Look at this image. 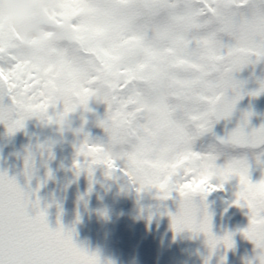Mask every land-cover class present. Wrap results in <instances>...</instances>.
Here are the masks:
<instances>
[{
	"label": "snow or ice",
	"instance_id": "obj_1",
	"mask_svg": "<svg viewBox=\"0 0 264 264\" xmlns=\"http://www.w3.org/2000/svg\"><path fill=\"white\" fill-rule=\"evenodd\" d=\"M43 9L68 22L69 40L90 70L69 59L63 43H28L0 23V124L7 133L31 117L62 133L71 113L91 111L99 73L112 90L95 121L104 135L93 139L76 129V173L91 180L100 167L123 190L155 189L158 200L175 194L178 209L166 213L172 229L204 233L210 249L230 248L232 240L211 233L204 197L238 177L233 203L249 216L242 234L264 247V177L253 183L248 175L249 158L264 164V124L246 130L252 113L244 112L224 136L209 135L241 98L233 73L264 59V0H43ZM261 91L264 80L247 94ZM57 103L61 110L49 114ZM52 143H38L36 154L50 159ZM23 171L32 174L30 150ZM211 177L220 183H209ZM57 223L51 229L38 202L0 172V264H99Z\"/></svg>",
	"mask_w": 264,
	"mask_h": 264
},
{
	"label": "water",
	"instance_id": "obj_2",
	"mask_svg": "<svg viewBox=\"0 0 264 264\" xmlns=\"http://www.w3.org/2000/svg\"><path fill=\"white\" fill-rule=\"evenodd\" d=\"M264 62L244 66L233 73L235 79L242 82L241 98L236 101L231 114L216 122V136H224L236 127L244 112H251L246 130L264 124V91L256 96L247 93L259 88V81L264 80ZM232 95L231 92L228 93ZM24 152L14 133L8 134L0 124V172L14 177L17 184L28 193L30 201L39 199L29 177L24 175ZM72 192L67 196V207L56 208L53 181L50 183L49 200L52 212H44L51 229L59 226L70 231L73 242L88 253H95L99 264H116L117 254L113 244L120 242L115 236L112 221L99 213L100 205H117L124 194L120 182L106 178L103 169L96 167L91 180L84 171L79 174L71 165L66 170ZM204 203L210 215V231L217 236L221 226L220 205L216 199L206 194ZM178 203L175 194L168 199L158 200L147 224V244L149 264H209L210 248L202 232H193L187 228L174 231L171 217L167 212L175 213ZM35 209L28 207L29 214Z\"/></svg>",
	"mask_w": 264,
	"mask_h": 264
},
{
	"label": "flooded vegetation",
	"instance_id": "obj_3",
	"mask_svg": "<svg viewBox=\"0 0 264 264\" xmlns=\"http://www.w3.org/2000/svg\"><path fill=\"white\" fill-rule=\"evenodd\" d=\"M57 104L58 110H61L62 106L59 103ZM89 105L92 112L85 114L87 122L85 123L84 130L89 134L90 138L95 139L103 137V129L98 127L95 121L98 117H103L104 114H101V112L99 114L97 108L93 107L90 103ZM51 113L50 111L49 114ZM92 113H94L95 116H93ZM74 114H76L75 117ZM72 116L73 118L69 117L73 121L72 127H78L81 122L80 110L78 109L75 113H72ZM56 128L57 126L55 124H43L37 118L31 117L24 121L23 128L14 132L21 143L28 147L30 151L33 152V155L37 156L38 162L45 166L42 170H34L30 175V179H49L47 195L49 183L51 180L54 181L55 209L67 207V196L68 193L72 192V189L69 184V179L66 176V170L73 164L74 158H71V156L75 153L74 145L78 144L82 138L81 135H73L71 132H65L61 135ZM77 136L79 141L76 140ZM73 138L75 140H73ZM48 140L53 141L51 150L60 149L61 151L65 150V152L60 153V155L52 154L50 159L46 154L43 157L36 154L35 146L38 143ZM119 163L120 162L117 161V164ZM259 168L260 163L257 164L254 160L249 158L248 175L249 180L253 183L260 180L261 175L259 176V174L254 171H258ZM232 182L233 181H230L229 184ZM209 183L219 184L220 182H211L210 178ZM236 183L233 182L232 185H228L227 182H223L221 187L214 188L210 191L216 197L221 207V226L217 237H222L227 233L230 234L232 240V247L225 248L223 243H218L212 250L214 256L223 261L222 264H240L239 258L244 254L250 253L254 246L251 241L243 236L241 231L247 227L249 216L246 207H239L233 203L236 199L235 193L238 190V185ZM155 191V189H151L142 192L144 197L137 200L135 197L137 193L134 189L129 188L124 191L123 197L117 205H100V215L112 221L115 236L118 237L120 241L113 244L117 254L116 264H149L147 261L148 244L146 233L149 215L158 201L153 195ZM50 205L48 201V212L51 210ZM133 217L138 221L134 236H127L126 238L120 237L116 231L117 225L123 221L131 225Z\"/></svg>",
	"mask_w": 264,
	"mask_h": 264
},
{
	"label": "clouds",
	"instance_id": "obj_4",
	"mask_svg": "<svg viewBox=\"0 0 264 264\" xmlns=\"http://www.w3.org/2000/svg\"><path fill=\"white\" fill-rule=\"evenodd\" d=\"M0 23L6 29L18 32L24 37L26 42L33 44H58L63 43L65 46V55L73 62L80 63L85 72L90 70L87 62L80 59V54L77 46L69 40L68 22L63 19H58L51 12H46L43 9V0H0ZM111 88L105 82L104 78L97 73V80L93 85V91L88 99L89 102H100L105 105V102L111 96ZM65 99L72 100L70 94L65 95ZM89 108V107H88ZM90 109V108H89ZM91 111L80 110L81 117L85 118L86 113ZM95 116L94 113H92ZM86 120V119H85ZM73 121L68 118L64 121L63 132H71L73 135H81L76 129L85 127L80 122L78 127H72ZM203 194H197V202ZM240 264H264V247L253 246L250 253L242 255Z\"/></svg>",
	"mask_w": 264,
	"mask_h": 264
},
{
	"label": "rangeland",
	"instance_id": "obj_5",
	"mask_svg": "<svg viewBox=\"0 0 264 264\" xmlns=\"http://www.w3.org/2000/svg\"><path fill=\"white\" fill-rule=\"evenodd\" d=\"M262 60H264V59H262ZM89 103L92 104L93 107H95V108H97L99 110V114H100V112H101V114L105 113L106 105H104L103 103L92 102V101H90ZM57 105H56L55 109H53L51 107L49 108V109H53L51 112L59 111ZM88 107H90V105H88ZM75 116H76V114H74V117ZM69 117L73 118L72 113L69 115ZM214 133H215V127L212 126V130H211V133L209 135L214 134ZM76 138H77L76 140L79 141L78 136ZM73 140H75V139L73 138ZM51 151H52V154H55V155H60V153L65 152V150L61 151L60 149H52ZM74 156H75V153L73 154V156H71V158H74ZM262 159H264V157H262ZM216 163H217V165H223L224 159L222 157L218 158ZM257 164H259V163H257ZM260 165H264V164H260ZM38 166H40V164L38 162L37 156L33 155V170L37 169ZM256 168H258V167H256ZM254 171L258 172V174L261 175L260 179L262 177H264V168H261L259 171H257V170H254ZM33 179L34 180H32L31 182L35 186V189L37 188L36 191H38L37 194H39L40 205L42 206V209L45 210V197L46 196H45V193H44V189L42 188L41 190H39L38 184L41 183V182H39L40 180H36L35 178H33ZM230 181H233V182L236 183V182H238V177L233 176L230 179L225 180L224 182H227L228 185H232L233 182L231 184H229ZM211 182H220V181L216 177H211ZM236 184L238 185V183H236ZM230 188H231V186H230ZM232 188H233V186H232ZM142 194H143L142 192L139 193V194H135V197L137 198V200H139L141 197H144V195H142ZM137 224H138L137 219L133 217L131 225H127L123 221V222H121V223H119L117 225L116 231L119 234V236L122 237V238H126L127 236L133 237L134 234H135V227H136Z\"/></svg>",
	"mask_w": 264,
	"mask_h": 264
}]
</instances>
